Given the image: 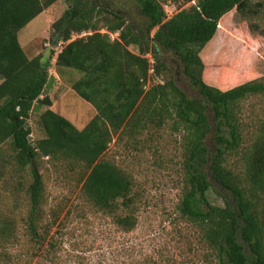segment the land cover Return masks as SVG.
Here are the masks:
<instances>
[{
	"label": "trees",
	"instance_id": "trees-1",
	"mask_svg": "<svg viewBox=\"0 0 264 264\" xmlns=\"http://www.w3.org/2000/svg\"><path fill=\"white\" fill-rule=\"evenodd\" d=\"M57 1L0 0V144L10 141L20 168L36 165L26 191L30 258L34 250L53 248L47 238L59 225L60 203L69 200L63 196L45 209L50 196L40 159H47L60 182L74 185L70 196L130 232L140 193L108 153L118 143L148 145L167 127L181 133L178 217L195 230L210 264H264V113H244L254 99L264 104V79L251 78L241 60L230 80L234 87L220 91L204 83L200 58L225 16L234 11L242 21L264 18V0H183L189 6L171 17L157 0H65L67 9L51 24L50 41L63 44L60 51L48 58L27 56L18 33ZM112 2L134 12L114 10ZM163 55L181 65L198 97L180 89L173 73L150 83L168 71ZM53 59L57 68L81 75L72 90L97 112L83 130L54 112L45 95ZM33 112H40L43 131L37 141L28 124ZM214 192L222 205L210 201ZM14 236L12 221L0 222V243Z\"/></svg>",
	"mask_w": 264,
	"mask_h": 264
},
{
	"label": "rangeland",
	"instance_id": "rangeland-1",
	"mask_svg": "<svg viewBox=\"0 0 264 264\" xmlns=\"http://www.w3.org/2000/svg\"><path fill=\"white\" fill-rule=\"evenodd\" d=\"M157 1L167 17L189 6L183 0ZM110 5L114 10L134 12V8L123 2ZM67 7L65 0H58L18 33V41L27 56L48 58L52 52L60 51L63 44L53 46L50 41L51 24ZM261 30L264 32L262 16L245 21L234 11L225 16L216 36L200 53L204 83L220 91L234 87L235 83L230 80L241 60L245 63L242 67L251 70V78L264 79V33ZM242 37L245 42L239 47ZM129 49L136 52L132 46ZM162 60L168 71L161 77H152L150 83H161L162 76L173 73L180 89L191 98L198 97L182 75L181 65L170 55H163ZM54 62L53 59L49 68L51 82L45 95L54 101V110L67 120L79 113L86 116L87 103L72 90V84L81 75L59 69ZM40 112H33L28 120L33 141L43 137ZM244 113L248 117H260L264 113V104L254 99L245 105ZM180 137L181 133L166 127L155 132L148 145L129 148L121 143L116 147L111 145L108 156L134 178L140 193L136 226L130 232L117 226L112 217L86 208L84 202L75 199V195L70 196L74 185L60 182L49 168L47 159H40L38 171L44 175L50 196L45 209L56 206L63 196L68 195L69 200L60 203L59 225L51 229L47 238L53 240V248L47 245L34 250L36 253L32 259L25 224L29 207L26 191L31 180L30 170L36 165L20 168L10 141L0 144V222L9 219L15 229L11 240L0 243V264H210L195 230L178 217L177 207L183 192ZM146 138L145 134L140 137L141 140ZM221 197L215 192L209 195L210 201L217 205H222ZM75 205L78 210H84L82 215L76 213ZM69 209L70 215L66 216Z\"/></svg>",
	"mask_w": 264,
	"mask_h": 264
},
{
	"label": "crops",
	"instance_id": "crops-1",
	"mask_svg": "<svg viewBox=\"0 0 264 264\" xmlns=\"http://www.w3.org/2000/svg\"><path fill=\"white\" fill-rule=\"evenodd\" d=\"M53 102V106H51V109L56 112L57 114H59V111H55L54 110V101L51 100ZM87 103V102H86ZM87 112H86V116L84 113H79L78 115L73 116L72 118L68 119V121L72 123V125L77 129V130H83L87 124L96 116L97 112L96 110L92 107V105H90L89 103H87ZM89 113V114H88ZM62 114V113H61ZM60 115V114H59ZM63 115V114H62ZM61 115V116H62ZM64 117V116H62ZM65 118V117H64ZM66 119V118H65Z\"/></svg>",
	"mask_w": 264,
	"mask_h": 264
}]
</instances>
